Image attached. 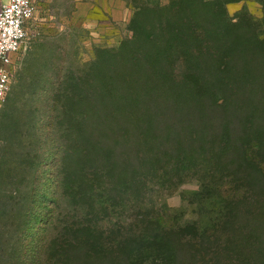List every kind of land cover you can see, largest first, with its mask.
<instances>
[{
    "label": "trees",
    "instance_id": "trees-1",
    "mask_svg": "<svg viewBox=\"0 0 264 264\" xmlns=\"http://www.w3.org/2000/svg\"><path fill=\"white\" fill-rule=\"evenodd\" d=\"M208 1L172 0L169 10L186 17L171 18V29L161 28L174 40L166 53L147 55L151 46L158 47L151 40L144 42L150 43L148 48H136L131 62L126 60V43L116 50L120 57L115 65L123 69L110 75L111 108L105 107V115L90 113V106H72L74 102L84 106L80 92L88 82L82 75L53 82L40 117L27 119L30 101L23 100V122L19 111L14 114L23 93L11 86L0 116V197L6 192L4 186L21 178L30 192L32 201L13 203L17 216L23 215V227L18 225L14 233L19 247L23 233V264L264 262V166L258 161L264 157V31L212 39L207 26L199 22L198 7ZM170 20L165 19V28ZM225 54L223 66L217 69L231 83L214 81L208 91L194 87L209 78L205 76L216 56ZM152 64L155 73L161 68L160 80L178 84L174 90L186 89L179 96L166 89L171 96L155 104L150 89L129 84L133 74L151 81ZM194 66L204 67V77L181 75L180 69ZM177 76L183 78L179 81ZM131 86L136 100L130 98ZM50 157L52 165L46 163ZM48 166H53L51 176H57L54 198L37 218ZM167 169L200 178L199 189L208 191L207 199L219 207L220 219L211 229L199 228L191 237L180 234L162 208L151 202L150 180ZM11 202L0 200L2 264H10L2 239L11 222ZM112 209L120 214L113 225L116 230L105 226ZM71 212L74 219L66 217ZM12 220L16 226L17 217Z\"/></svg>",
    "mask_w": 264,
    "mask_h": 264
},
{
    "label": "rangeland",
    "instance_id": "rangeland-1",
    "mask_svg": "<svg viewBox=\"0 0 264 264\" xmlns=\"http://www.w3.org/2000/svg\"><path fill=\"white\" fill-rule=\"evenodd\" d=\"M32 1L35 6V15L28 26L27 49L15 58L16 65L12 80V89L23 93L19 96L14 112L15 114L19 111V115L22 114V122L23 100L24 102L30 101L31 111H28L27 119L32 120V117H40L42 113L43 115L45 113L53 82H57L58 78L62 81L67 76L77 75L85 77L88 84L80 92L82 95L84 94V106H79L80 104L77 105L75 102L72 103V106L75 109L90 106V113L105 115V107L111 108L110 75L112 77L113 73L119 74L123 69L120 65H115L120 57V53L116 50L126 43L125 52L128 53L126 60L131 62L135 56L136 48L141 45L148 48L150 43L144 44V42L151 40V42L155 41L158 47L151 46V49L146 51L147 55L151 53L153 55L156 52L166 53L172 48L174 40L170 32L164 34L161 28L171 29L173 26L171 18L179 21L186 17L185 14L182 15L179 12L175 15V12L172 13L169 10L168 6L172 4V0ZM198 9L201 14L199 22L207 26L210 36L217 41L227 36L234 39V37L241 38L245 34L252 36L264 31V0H209L204 7H198ZM182 12L185 13L184 6ZM166 18L170 20L167 28L164 25ZM227 19L231 24L225 21ZM234 22L237 23L232 27ZM227 55L225 54L223 58H221L222 55L216 56L215 63L211 62L209 73L205 76L209 78L207 80L200 79L202 83L198 82L193 86H203V89L208 91L211 90L210 83L214 81L230 84V79L223 76L217 69V67L223 66ZM152 67L154 68V64L148 68L152 69L151 81L146 82L138 79V76L135 77L133 74V81H129V84L139 86L140 90L141 88L150 89L149 93H152L150 97H153L152 100L155 104H161L168 96H171L172 93L166 89H170L174 96H179L180 91L185 87L174 90L178 84L169 80V74L166 73V78L169 80L166 83L158 78L159 75H163L161 68L157 67V73H155L156 70H153ZM202 68L199 70L196 66L182 68L180 69L181 75L190 77L191 74L197 73L199 77H204L206 72H202ZM142 69L143 67H136L135 70L142 71ZM148 69L145 68L143 72L148 73ZM183 76L180 78L177 76L178 80L180 81ZM191 84L188 85L189 89ZM132 86L130 90L128 89L131 93L130 98L136 100L137 92ZM121 87L118 86L119 89ZM21 98L23 99L20 100ZM177 100L178 98L175 99V102ZM19 101H21L20 104ZM7 104L0 109V116ZM102 122L104 121L102 120ZM234 129L236 132L241 130L237 126ZM51 161L53 160L50 157L46 163L49 162L48 165H52ZM258 161L264 166V157H259ZM52 169L53 166H48L46 170L49 173L43 178V184L46 185L42 186L40 197L44 198V202L38 211L36 210L37 218L40 214L39 211L54 198L53 184L57 176H51ZM21 180L22 178L19 182L4 186L6 192L0 197L1 201H13L8 207L11 222L2 239V244H5V257L10 260V264H23V233L19 240L20 247L16 246L17 241L14 238V233L18 231L17 226L23 227V215L22 218L17 216L16 206L13 203L20 201L23 204V200L32 201L30 192L23 187V184L20 183ZM199 180L198 176L186 172L179 175L170 170L166 174H160L154 180H150L153 190L151 202L157 209L162 208L161 211L171 218L178 232L187 237L194 235L199 228V230L211 229L220 219L219 207L207 199L208 191L199 189ZM36 200L37 198L34 201ZM119 215L117 210L112 209L105 218L107 221L105 226L112 225L113 227L120 220ZM14 216L17 217L16 226L12 224ZM74 216L75 212H71L66 217L74 219ZM113 228L116 230V226ZM13 247H18V249L13 251ZM2 263L0 260V264Z\"/></svg>",
    "mask_w": 264,
    "mask_h": 264
},
{
    "label": "built area",
    "instance_id": "built-area-1",
    "mask_svg": "<svg viewBox=\"0 0 264 264\" xmlns=\"http://www.w3.org/2000/svg\"><path fill=\"white\" fill-rule=\"evenodd\" d=\"M35 15L32 0H2L0 9V109L11 91L15 58L27 49L28 26Z\"/></svg>",
    "mask_w": 264,
    "mask_h": 264
},
{
    "label": "crops",
    "instance_id": "crops-1",
    "mask_svg": "<svg viewBox=\"0 0 264 264\" xmlns=\"http://www.w3.org/2000/svg\"><path fill=\"white\" fill-rule=\"evenodd\" d=\"M1 6H2V0H0V9H1Z\"/></svg>",
    "mask_w": 264,
    "mask_h": 264
}]
</instances>
